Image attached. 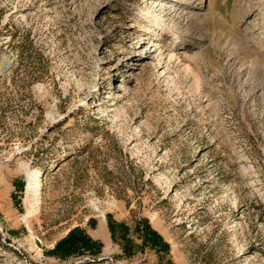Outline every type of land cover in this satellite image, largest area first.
<instances>
[{"label":"rangeland","instance_id":"1","mask_svg":"<svg viewBox=\"0 0 264 264\" xmlns=\"http://www.w3.org/2000/svg\"><path fill=\"white\" fill-rule=\"evenodd\" d=\"M0 264H264V0H0Z\"/></svg>","mask_w":264,"mask_h":264},{"label":"trees","instance_id":"2","mask_svg":"<svg viewBox=\"0 0 264 264\" xmlns=\"http://www.w3.org/2000/svg\"><path fill=\"white\" fill-rule=\"evenodd\" d=\"M155 237L156 242L159 240L155 233H150ZM95 243L87 236L82 234L78 229H74L54 247L53 253L72 254L79 249L92 250Z\"/></svg>","mask_w":264,"mask_h":264},{"label":"bare ground","instance_id":"3","mask_svg":"<svg viewBox=\"0 0 264 264\" xmlns=\"http://www.w3.org/2000/svg\"><path fill=\"white\" fill-rule=\"evenodd\" d=\"M138 65V64H136ZM39 173V172H38ZM33 175L32 173L27 174V186H26V194H27V208L26 213L24 215V219L31 218L34 214H36L38 202L35 200V191L37 187H40V179L37 178V174ZM112 205V204H111ZM93 208L95 211H98V208L95 203H93Z\"/></svg>","mask_w":264,"mask_h":264}]
</instances>
